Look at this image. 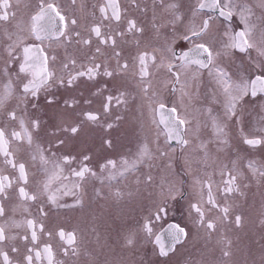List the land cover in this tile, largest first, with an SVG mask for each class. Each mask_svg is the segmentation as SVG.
I'll use <instances>...</instances> for the list:
<instances>
[{"label": "snow or ice", "instance_id": "snow-or-ice-1", "mask_svg": "<svg viewBox=\"0 0 264 264\" xmlns=\"http://www.w3.org/2000/svg\"><path fill=\"white\" fill-rule=\"evenodd\" d=\"M132 3L139 7L136 0H132ZM19 4L20 0H16L17 7ZM71 5L77 6L83 18H92L91 22L84 26V32L78 30V19L75 16L69 17L56 0H36L27 20L17 16L12 0H0V43L6 41V56L2 57L3 68L0 69V73L6 78L3 88L0 89V117L3 118L0 123V164L14 172V175L5 174L3 169H0V217H5L4 201L9 198V190L13 185L16 187V195L23 202L34 203L45 197L49 203L60 206V196L71 194L75 197V204L82 206L87 178L101 179L86 163L91 156L83 155L79 166L71 167L77 159L76 156L69 154L58 157L57 153L52 151L53 147L65 145V139L57 137L54 143L44 146L34 136V133L41 129V119L38 116L28 119L26 117L29 106L39 111L42 93L45 102L52 105L56 103V97L50 90L72 87L81 77L94 80L101 75L112 78L114 75L130 74L138 89L141 106L147 105L153 115V123H157L154 119L155 113H160L159 123L167 129L166 142L175 140L181 145L182 151L199 153V158H194L195 162L204 169L212 168L214 173L222 177L217 188L225 201L234 193L243 195L241 183L246 177L238 164L240 158L226 161V154L230 148V125L238 127L243 143L250 148L264 145V124L256 129L261 135L250 136L242 127L241 114L246 97L264 98V0H257L254 6L242 0H195L187 15L180 11L182 5L179 0H170L167 3L165 0H153V18L154 21L159 19V23H153L156 35L159 36L161 28L171 26L170 37L160 47L150 43L141 45L136 34L143 33L144 28L138 26L135 19L124 17L126 27L123 30L118 28L122 13L126 11L121 9L120 0H104L102 4L93 5L91 12L87 11L83 2L77 5V0H71ZM157 6L161 12L159 17L156 15ZM254 7L261 10L259 16L256 15ZM97 9L99 16L96 15ZM234 17H239V30L233 25ZM113 25L117 27L113 28ZM102 28L109 30L102 31ZM127 34H133L139 49L132 66L127 61L120 60L118 38L123 41ZM93 38L97 41L94 54L88 57L87 63L78 64L75 53H70L68 49L79 46L75 52H83L93 45ZM181 41L187 42L191 47L178 56L175 46ZM54 46L65 49L62 58L56 54ZM107 48L112 50V58L116 60L115 69H111L100 59L105 57L104 49ZM236 52L246 54L249 59H252L251 54L255 52L256 59L252 63L254 76L233 78L234 73L224 61L230 60ZM156 74H162L164 77L157 83L176 95L175 106L161 98L154 85ZM205 76L210 87L206 96L202 97L200 87ZM14 79L20 81L19 91ZM105 89L106 86L98 89L94 95H99ZM13 98L18 103L9 107ZM135 99L136 96L127 90H118L116 94L109 92L104 96L103 113L84 112V119L80 123L61 126L50 134L55 135L56 131H61L75 137L81 132V125L85 121L110 130L123 117L116 115L112 122L105 124L101 116L106 119L113 107L122 106L124 110H128L130 101ZM77 103L75 100H65L64 106L72 109ZM261 119L264 120V117ZM202 130L208 131L206 138H202ZM158 136L159 133L157 138L151 141L146 137L138 145L134 158L122 159L119 169L116 161L108 160L101 165V172L107 170L106 178L111 181L118 176L125 177L126 174L135 172L141 165L147 164L151 167L150 161L168 156V152L161 149ZM104 143L108 147L112 146L110 139ZM21 146L26 148L33 164L39 166L43 177L34 184L31 191L28 188L29 167L16 158V151ZM222 153L225 155L222 156ZM186 163L191 166L192 160ZM168 167H171V164ZM246 167L253 177L264 180V164L258 165L256 161L248 160ZM204 175L207 179L197 176L193 181L200 197L196 203L190 205L196 214L195 224L209 236L217 231L218 223H233L240 227L242 217L237 214L230 218V207L227 203L222 205L217 202L213 193V173L205 171ZM145 180L151 183L152 175H146ZM53 185H56L55 189ZM99 194L97 192V195ZM179 194V189L174 184H169L166 189L162 185L163 202L143 219L138 228L127 232L124 236V246L134 248L138 236L142 233L145 239L155 237V244L159 246L157 254L167 257L169 251L174 250L175 244L185 239L188 233L179 225H170L168 231L173 244L171 248H166L160 236L155 234L153 222L167 214V200L175 199ZM122 195L119 190L114 193L117 199L122 198ZM212 210H216V217L207 215ZM24 211L27 212L28 208L25 207ZM38 212L41 217L47 216L42 204L38 205ZM260 223L264 225V219H261ZM22 226L27 229V232L20 236V239L26 242L25 251L21 253L20 259L14 260L5 248H10L12 253H20V248L8 242L17 239L16 235L11 234L12 229ZM38 233L48 238L42 246ZM57 237L61 243L60 252L64 257L71 260L72 257L80 255L82 239L76 230L66 232L61 228L55 233L45 232L44 224L38 223L35 218H26L22 222L5 220L0 223V261L2 264H44V261L47 264H66L65 260L57 259V252L52 243ZM220 243L223 244V257H230L231 240L222 238ZM223 264H229V261L225 260Z\"/></svg>", "mask_w": 264, "mask_h": 264}, {"label": "flooded vegetation", "instance_id": "flooded-vegetation-1", "mask_svg": "<svg viewBox=\"0 0 264 264\" xmlns=\"http://www.w3.org/2000/svg\"><path fill=\"white\" fill-rule=\"evenodd\" d=\"M56 2L67 11L69 17L75 16L78 19V30L84 32V26L91 22V17L83 18L77 6L71 5V0H56ZM84 3L87 11H93V5H99L104 0H77V5ZM170 2V0H165ZM195 0H179L182 7L180 11L187 15L188 9ZM243 2V0H242ZM13 6L17 11L18 17L27 20L28 15L36 4V0H20V4L16 6V0H12ZM139 7H136L132 0H120L122 10V20L118 25L120 30L126 27V19L131 18L137 21L138 26L144 28V32L136 34V38L140 40L141 45L150 43L153 46L160 47L165 40L171 35V26L161 28L159 36L156 35L153 23H159V19L154 21L153 18V0H136ZM27 5V7H25ZM161 14L157 6L156 15ZM96 15L99 16L98 9ZM212 15H218L212 13ZM233 25L239 30V17L233 18ZM117 25H113L116 28ZM179 28L180 25H177ZM109 29L102 28V31ZM34 41H29L33 43ZM6 43V41H4ZM4 43H0V69L3 68L2 57L6 56L4 52ZM38 43V42H35ZM97 41L93 38V45L83 52H75L79 46L69 48L70 53H75L80 62L87 63L88 57L94 54ZM46 46V45H45ZM118 46L121 51V62L127 61L130 66L134 63V57L138 54L139 49L134 41L133 34H127L124 40L118 38ZM191 47L187 42H178L175 46L177 55L182 51H187ZM55 52L59 57L64 56L65 49L63 47H55ZM51 52V50H49ZM105 57L100 58L107 63L111 69L116 68V60L112 58V50L104 49ZM249 59L246 54L239 52L234 53L230 60H225L226 66L234 73V79L241 76H254L252 63L256 59L255 52L251 54ZM14 73V66L12 69ZM162 74H156L154 85L160 93L162 99L169 102L171 106H175L176 95L170 93L162 84L157 83L163 79ZM5 77L0 73V89L3 88ZM204 83L200 87L202 97L206 96L207 89L210 87L207 76ZM14 83L19 91L20 81L14 79ZM106 86L104 92L94 95L98 89ZM118 90H127L136 96L135 100L130 101L128 110L113 107L111 114L105 119L102 115L101 119L106 124L112 122L116 115H121L123 119L116 122L114 127L107 130L105 127L89 124L84 122L81 125V132L75 137L68 133L56 131L55 135L50 132L71 123H80L83 121V113L87 111L103 113L104 96L107 93L116 94ZM56 97V103L49 105L45 102L44 94L40 97L39 111L31 109L29 106L28 116H38L41 121V129L38 133H34L38 142L44 146L54 143L56 138H64L66 144L59 148L53 147L52 151L57 156L74 155L76 161L71 167H78L79 160L85 154L90 155L91 159L86 163L91 167L101 179L95 177L87 178L84 187L83 204L76 205L75 197L71 194L61 195L58 205L51 204L45 197L37 202H23L16 195V187L9 190V198L4 201L6 214L0 217V223L5 220H16L22 222L26 218H35L38 223L42 222L45 232L53 231L54 233L63 228L66 232L76 230L78 236L82 239L81 253L78 257H72L71 260L64 257L60 252L61 243L58 237L52 243L54 250L57 252V259L66 261V264H223L225 260L229 264H264V225L260 223L264 219V193H253L254 183L258 181L257 177L251 175L250 170L246 167L248 160H254L258 165L264 164V145L257 148H250L243 143L240 137L238 127L230 125V148L226 154V161L234 160L239 157V167L244 172L246 179L241 183V192L232 194L226 201L217 186L220 185L222 177L213 172L212 168L204 169L195 162L199 158V153L186 152L181 150V145L175 140L166 142L165 129L160 121V113L154 115L157 123H153V115L150 114L147 105H142L138 89L134 80L129 75H114L112 78L98 76L94 80H88L81 77L72 87L55 88L50 90ZM65 100L78 101L72 109L64 106ZM91 103H85V101ZM242 108V127L250 136L261 135L256 131L264 120V98L257 96L256 98H245ZM18 101L13 98L9 107H13ZM18 110V115H20ZM168 113L165 112L167 119ZM3 118L0 117V123ZM158 139L161 149L168 152V156L159 157L150 161L151 167L147 164L141 165L135 172L126 174L125 177H117L115 180L109 181L107 170L101 172V165L108 160H114L117 163V169L121 167V161L124 158L131 160L137 151L138 145L147 137V139ZM202 138L208 136L207 130L201 131ZM110 139L112 146L108 147L104 142ZM210 148L214 147L212 145ZM15 148V145H14ZM174 149V151H173ZM159 155V154H157ZM224 156L225 154H221ZM18 161H23L29 167V190H33L34 184L43 177L39 170V166L33 164L26 148L21 146L16 151ZM195 158V159H194ZM192 160L191 166L186 161ZM171 164V167L168 165ZM68 166H66L67 169ZM202 167V169H201ZM200 168V169H199ZM5 174L14 175L13 170L6 168L0 164ZM199 169V170H197ZM205 171L213 173L212 180L215 182L213 193L218 203L225 204L230 207V218L234 215L242 217V224L236 227L233 223L219 224L217 231L212 232L209 236L204 229L195 224L196 214L191 210L190 205L199 200V193L194 186V178L199 176L201 179H207L204 175ZM151 174L153 180L151 183L146 182L145 177ZM101 180L103 182H101ZM139 180V183H137ZM264 181V180H263ZM67 183V181H65ZM169 184H174L179 189L180 194L175 199L167 200V214L162 215L161 219L153 222V228L156 235L160 236L163 243V233L170 225H179L186 229L188 235L180 243L175 245L171 254L167 257H160L158 245L155 244V237L145 239L141 233L137 238V244L134 248L124 246V236L130 229L138 228L143 219L150 215L155 207L162 203L164 197L161 196L162 185L166 189ZM247 185L246 187L244 185ZM56 185H53L55 189ZM119 190L123 195L117 199L114 193ZM97 192L100 194L97 195ZM59 195V194H58ZM43 205L47 216H40L38 205ZM27 207L28 211H24ZM208 216L216 217V210L207 213ZM27 232L26 227L22 226L18 229H12L11 234L16 235L15 241L8 243L15 244L20 248V253H12L10 248L9 255L14 259H20L21 253L25 251V241L20 236ZM40 236L41 246L47 241V236L38 233ZM222 238L231 240L232 255L228 258L223 257L222 247L220 243ZM171 239V236H170ZM2 264V261H0ZM40 264V262H37ZM44 264H47L44 261Z\"/></svg>", "mask_w": 264, "mask_h": 264}, {"label": "rangeland", "instance_id": "rangeland-1", "mask_svg": "<svg viewBox=\"0 0 264 264\" xmlns=\"http://www.w3.org/2000/svg\"><path fill=\"white\" fill-rule=\"evenodd\" d=\"M243 2H246L250 5H255L257 3V0H243ZM254 11L256 12V15L259 16L260 15V9L259 8H255L254 7ZM255 20V17H254ZM257 23H259L258 21H256ZM256 55V54H255ZM200 169V168H199ZM197 169V170H199ZM202 169V167H201ZM253 193H264V181L263 180H258L254 183V188H253Z\"/></svg>", "mask_w": 264, "mask_h": 264}, {"label": "water", "instance_id": "water-1", "mask_svg": "<svg viewBox=\"0 0 264 264\" xmlns=\"http://www.w3.org/2000/svg\"><path fill=\"white\" fill-rule=\"evenodd\" d=\"M169 228H167L164 233H163V238H164V241H163V244L166 248H171L172 247V240L170 239V233L168 231ZM176 245V244H175ZM173 252V250L169 251V254H171Z\"/></svg>", "mask_w": 264, "mask_h": 264}]
</instances>
